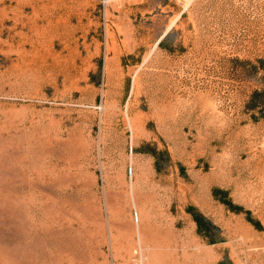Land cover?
<instances>
[{
	"label": "rangeland",
	"instance_id": "1",
	"mask_svg": "<svg viewBox=\"0 0 264 264\" xmlns=\"http://www.w3.org/2000/svg\"><path fill=\"white\" fill-rule=\"evenodd\" d=\"M0 264H264V0H0Z\"/></svg>",
	"mask_w": 264,
	"mask_h": 264
},
{
	"label": "bare ground",
	"instance_id": "2",
	"mask_svg": "<svg viewBox=\"0 0 264 264\" xmlns=\"http://www.w3.org/2000/svg\"><path fill=\"white\" fill-rule=\"evenodd\" d=\"M135 220L138 222L139 221V215H138V213L136 214V216H135Z\"/></svg>",
	"mask_w": 264,
	"mask_h": 264
}]
</instances>
